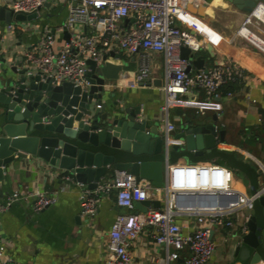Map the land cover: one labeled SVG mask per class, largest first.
<instances>
[{"label": "built area", "instance_id": "built-area-1", "mask_svg": "<svg viewBox=\"0 0 264 264\" xmlns=\"http://www.w3.org/2000/svg\"><path fill=\"white\" fill-rule=\"evenodd\" d=\"M47 2L64 5L67 15L59 26L43 27L39 40L16 54L27 73L39 75L53 86L65 82L83 86L87 60L99 65L111 53L138 55L135 80L141 83L151 75L153 54H161L164 83L159 121L164 129L166 154L175 130L168 119L170 108H210L220 115L223 87L243 78V70L231 62L186 71L189 60L181 57L180 49L186 46L191 53L196 52L200 42L177 22L195 26L197 33L208 38L214 35L187 8L199 0H0L13 12L27 14ZM17 23L5 25L3 30L6 34L14 32L20 27ZM27 23L21 25L30 28ZM259 25L264 26V0L257 1L236 32L264 53V38L250 29ZM56 33L63 37L60 45ZM194 87L204 91L202 101L184 98ZM225 95L229 97L231 92ZM55 176L61 182L59 190L71 184L79 186L81 216L87 220L95 216L100 201L115 190L116 205L125 212L116 215L108 231L103 264H133L131 248L144 234L163 251L149 258L153 264H210L219 243H239L248 232V212L264 194V187L253 193L239 190L230 169L208 162L166 161L160 188L146 179L137 180L128 171H115L113 180L100 181L92 189L74 182L67 172ZM57 192L14 190L0 201V215L18 202H30L31 209L40 212L56 203ZM143 200H157L159 207L149 205L145 211L136 210L134 204ZM0 264H12L8 242L1 237Z\"/></svg>", "mask_w": 264, "mask_h": 264}, {"label": "crops", "instance_id": "crops-1", "mask_svg": "<svg viewBox=\"0 0 264 264\" xmlns=\"http://www.w3.org/2000/svg\"><path fill=\"white\" fill-rule=\"evenodd\" d=\"M48 3L50 5L42 7L35 20L26 22V26L30 28L17 23L21 28L14 32L6 34L4 28L2 29L4 51L8 60L12 54H20L28 44H35L43 27L53 29L64 21L66 7ZM187 8L214 33L208 38L204 33H197L195 26L177 22L181 28L195 34L200 42L199 50L193 52L194 59L202 58V69L220 62L234 63L243 70V78L235 84L223 87L219 99L220 115L219 111L210 108L169 109L168 119L175 125L172 134L185 116L193 117L197 113L202 114L205 119H211L215 115L218 125L226 133L221 149L214 148L203 157H194L190 153L172 149L171 144L182 143L172 138L167 154L162 152L163 169L166 161L170 164L215 163L233 172V184L239 190H260L264 187V134H258L255 128L264 119V53L236 33L248 13L223 0H199L196 5H188ZM250 29L255 35L264 38V26H251ZM55 35L57 44L60 45L63 37L57 33ZM105 63L120 66L113 82L116 97L107 98L105 101L110 105L108 108L111 109L113 101L117 103L116 108H137V120H144L148 126L154 122L161 125V86L164 83L162 55L153 54L151 75L141 83L135 80L138 55L115 54L109 56ZM189 64L191 73L199 69L190 61ZM227 91L231 92L229 97L225 95ZM184 98L202 101L205 93L194 87ZM177 110H181L183 114H179ZM102 151L105 154L113 152L108 148ZM43 169L44 165L41 166L36 158H18L6 168L4 178L0 181V201H4L14 190L58 191L56 203L40 212H34L30 202H18L0 215V237L8 242L12 264H103V246L108 231L122 209L116 205L115 190L100 201L95 216L87 220L81 216L79 186L71 184L68 188L59 190L61 182L55 175L61 170L51 173ZM113 175L111 172L101 181L113 180ZM248 213L256 217L259 227L264 228L262 206L258 202H255L253 210ZM223 244L219 243L221 249L217 246L210 264L215 261L219 264H230L233 261L232 245L230 242L227 246ZM131 252L133 264H153L149 258L156 252L163 253L145 234L134 243ZM258 252L261 257L259 264H264V242Z\"/></svg>", "mask_w": 264, "mask_h": 264}, {"label": "water", "instance_id": "water-1", "mask_svg": "<svg viewBox=\"0 0 264 264\" xmlns=\"http://www.w3.org/2000/svg\"><path fill=\"white\" fill-rule=\"evenodd\" d=\"M228 1L249 13L259 0ZM49 5L47 2L27 14L13 12L0 4V181L11 163L31 157L44 165L43 170L67 172L74 182L86 184L90 189L115 171H128L137 180L146 179L153 187L160 188L164 173V129L159 122L148 126L144 120H137V108H116L117 103L113 101L110 109L105 102L116 97L113 82L120 66L97 65L87 60L85 85L65 82L53 86L49 80L42 81L39 75L28 74L16 54L10 60L6 58L4 26L33 21L40 9ZM64 38L68 40L67 32ZM180 55L202 69V58L194 59L188 47L182 46ZM190 68L189 64L186 71ZM177 112L183 114L181 110ZM225 133L215 115L211 119H205L200 113L185 116L172 134L174 140L182 143L171 144V148L203 157L214 148L221 149ZM104 148L113 152L105 154ZM256 202L262 206L264 216V194ZM149 205L159 207V201H139L134 208L145 211ZM247 226L248 232L239 243L230 242L233 249L230 264L261 261L258 248L264 242V228L258 226L254 215L250 216Z\"/></svg>", "mask_w": 264, "mask_h": 264}, {"label": "trees", "instance_id": "trees-1", "mask_svg": "<svg viewBox=\"0 0 264 264\" xmlns=\"http://www.w3.org/2000/svg\"><path fill=\"white\" fill-rule=\"evenodd\" d=\"M255 130H257L258 134H264V119L260 125H257Z\"/></svg>", "mask_w": 264, "mask_h": 264}, {"label": "rangeland", "instance_id": "rangeland-1", "mask_svg": "<svg viewBox=\"0 0 264 264\" xmlns=\"http://www.w3.org/2000/svg\"><path fill=\"white\" fill-rule=\"evenodd\" d=\"M223 1L226 2V3L229 2L228 0H223ZM178 155H181V153L178 154ZM122 212H125V210H124V209H121V213H122ZM221 245H222V244H221ZM221 245H218V248L220 247L219 249H221ZM223 245H224V246H227L226 244H223ZM213 264H219V263H218L217 261H215Z\"/></svg>", "mask_w": 264, "mask_h": 264}, {"label": "bare ground", "instance_id": "bare-ground-1", "mask_svg": "<svg viewBox=\"0 0 264 264\" xmlns=\"http://www.w3.org/2000/svg\"><path fill=\"white\" fill-rule=\"evenodd\" d=\"M229 12V11H228ZM238 13V12H237ZM242 19V18H241Z\"/></svg>", "mask_w": 264, "mask_h": 264}]
</instances>
